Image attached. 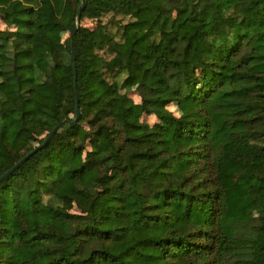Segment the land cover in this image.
I'll use <instances>...</instances> for the list:
<instances>
[{
  "label": "trees",
  "instance_id": "trees-1",
  "mask_svg": "<svg viewBox=\"0 0 264 264\" xmlns=\"http://www.w3.org/2000/svg\"><path fill=\"white\" fill-rule=\"evenodd\" d=\"M81 7L0 0V176L75 120L73 50L80 104L0 181V264H264V0Z\"/></svg>",
  "mask_w": 264,
  "mask_h": 264
},
{
  "label": "water",
  "instance_id": "water-1",
  "mask_svg": "<svg viewBox=\"0 0 264 264\" xmlns=\"http://www.w3.org/2000/svg\"><path fill=\"white\" fill-rule=\"evenodd\" d=\"M86 0H82V7L85 5ZM81 7V8H82ZM78 27V22L75 21L72 25L71 28V36H74L76 30ZM73 59H74V67H75V92H76V96H77V107H76V118L73 121H69L68 119H65L59 123H57L53 129L49 132V134L47 135V137L45 138V140L38 146H36L33 150H31L30 152H28L25 156H23L18 162H16L8 171H6L4 174H2L0 176V181L5 179L6 177H8L12 172H14L20 165L22 162L26 161L27 159H29L34 153H36L39 149L44 148L49 140L51 139L52 135L55 134L57 132V130L65 123H70L71 125H74L80 117V104H79V98H78V88H77V78H78V73H77V63H76V54L75 51L73 50Z\"/></svg>",
  "mask_w": 264,
  "mask_h": 264
},
{
  "label": "rangeland",
  "instance_id": "rangeland-1",
  "mask_svg": "<svg viewBox=\"0 0 264 264\" xmlns=\"http://www.w3.org/2000/svg\"><path fill=\"white\" fill-rule=\"evenodd\" d=\"M112 18V16L111 15H107V16H105L104 18H103V21L104 22H107L109 19H111ZM114 19H116V20H118L119 22H122V23H124V22H127L130 18L129 17H123V16H117L116 18H114ZM77 22H78V25H80V20H77ZM83 24H85V25H87V26H92L94 23H92V22H90L89 20H84L83 21ZM0 27L2 28V29H6V28H8V26L3 22V20L0 18ZM112 31H113V33H116L117 32V29H116V27H113L112 28ZM68 36H70V32H68ZM117 38L119 39L120 38V35H117ZM101 54H104V52L103 51H101ZM106 56H108L107 54H106ZM123 91H125L124 89H123ZM130 94V96L136 101V102H140V100H141V97L136 93V91H132V92H130L129 93ZM170 109L171 110H174V111H178V109H177V107L176 106H170ZM143 118V120H145V121H148L149 123H153L156 119H155V117L154 116H144V117H142Z\"/></svg>",
  "mask_w": 264,
  "mask_h": 264
}]
</instances>
